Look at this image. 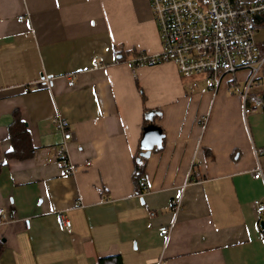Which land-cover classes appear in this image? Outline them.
Segmentation results:
<instances>
[{
  "label": "crops",
  "instance_id": "obj_1",
  "mask_svg": "<svg viewBox=\"0 0 264 264\" xmlns=\"http://www.w3.org/2000/svg\"><path fill=\"white\" fill-rule=\"evenodd\" d=\"M161 51L149 0H0V264H264V108L244 117L242 83L133 66ZM145 109L164 138L137 191ZM15 111L29 158L7 157Z\"/></svg>",
  "mask_w": 264,
  "mask_h": 264
},
{
  "label": "built area",
  "instance_id": "obj_2",
  "mask_svg": "<svg viewBox=\"0 0 264 264\" xmlns=\"http://www.w3.org/2000/svg\"><path fill=\"white\" fill-rule=\"evenodd\" d=\"M149 3L162 51L156 55L136 56L132 60L134 67L172 61L181 76H202L215 89L226 79L230 91L242 83L238 90L244 117L264 108V53L254 38L256 32L264 28V0H149ZM242 71H247V75L240 79L237 75ZM74 83L71 78L70 84ZM36 84L28 85L26 90ZM51 121L65 140L58 149L59 158L70 165L66 140L73 137V131L66 119L53 118ZM201 123L205 124L206 118ZM256 153L261 155L263 149H257ZM67 170L72 172L74 168L70 165ZM252 174L264 180L260 167ZM255 204L259 212L264 211L263 201L258 199ZM181 209V200H175L173 212L178 214ZM2 213L0 209V215ZM60 218L64 227L71 228L72 221L66 215L60 214ZM161 230L169 236L171 227Z\"/></svg>",
  "mask_w": 264,
  "mask_h": 264
},
{
  "label": "trees",
  "instance_id": "obj_3",
  "mask_svg": "<svg viewBox=\"0 0 264 264\" xmlns=\"http://www.w3.org/2000/svg\"><path fill=\"white\" fill-rule=\"evenodd\" d=\"M142 96L143 91L141 90ZM264 98V92H263ZM161 116L160 111L145 109V117L143 124V133L141 137V143L139 153L135 157V169L133 173V180L137 191H142L145 180V168H146V157L141 156L143 150V144L147 141V136L153 134L159 138L158 143H149L151 146L154 145L155 149L160 150L163 144V131L156 125L153 120L155 117ZM13 123L10 126V139L12 141V150L7 153L8 158L24 159L32 156L34 147L31 144V138L26 123L21 119L19 111L13 113ZM156 144V145H155ZM153 149V148H152ZM262 234L264 236V227L262 228ZM4 243L0 241V256L4 250ZM103 261V259H101ZM118 264V263H117ZM121 264V263H119Z\"/></svg>",
  "mask_w": 264,
  "mask_h": 264
},
{
  "label": "water",
  "instance_id": "obj_4",
  "mask_svg": "<svg viewBox=\"0 0 264 264\" xmlns=\"http://www.w3.org/2000/svg\"><path fill=\"white\" fill-rule=\"evenodd\" d=\"M158 143L159 138L154 136L153 134H149L147 136V141L144 142L143 144V151L141 152V156L143 157H149L152 152V146L149 143Z\"/></svg>",
  "mask_w": 264,
  "mask_h": 264
},
{
  "label": "rangeland",
  "instance_id": "obj_5",
  "mask_svg": "<svg viewBox=\"0 0 264 264\" xmlns=\"http://www.w3.org/2000/svg\"><path fill=\"white\" fill-rule=\"evenodd\" d=\"M255 42L256 43H261L264 41V28L261 29L260 31H258V33L256 32L255 34Z\"/></svg>",
  "mask_w": 264,
  "mask_h": 264
}]
</instances>
